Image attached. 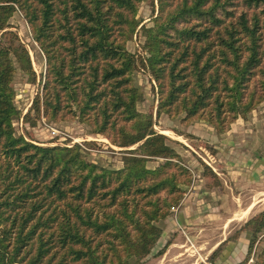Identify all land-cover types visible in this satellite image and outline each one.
<instances>
[{
  "label": "trees",
  "instance_id": "obj_1",
  "mask_svg": "<svg viewBox=\"0 0 264 264\" xmlns=\"http://www.w3.org/2000/svg\"><path fill=\"white\" fill-rule=\"evenodd\" d=\"M141 1L0 0V32L9 39L0 42V264H141L150 253L181 191L167 171L178 157L169 138L136 109L142 95L131 76L140 65L156 84L157 115L182 114L216 132L264 99V0H157L153 25L140 27L142 61L126 47ZM16 8L46 66L23 120L69 115L118 147L139 143L122 168L86 160L77 144L15 135L17 67L36 81L27 48L6 30ZM148 157L167 160L152 170ZM246 224L250 251L264 210ZM256 258L264 264V250Z\"/></svg>",
  "mask_w": 264,
  "mask_h": 264
},
{
  "label": "rangeland",
  "instance_id": "obj_2",
  "mask_svg": "<svg viewBox=\"0 0 264 264\" xmlns=\"http://www.w3.org/2000/svg\"><path fill=\"white\" fill-rule=\"evenodd\" d=\"M229 9H233V6ZM158 12L157 0H142L138 4L135 15L138 23L126 42V47L141 61L146 58V53L143 48L145 38L140 27L143 24L152 26ZM9 22L10 27L6 30L14 32L18 36V42L27 48L36 80L28 82L27 72L20 71L16 65L12 87L14 104L21 116L12 123L15 135H22L26 140L41 146L77 144L86 160L105 169L122 168L123 158L127 156L126 150L137 148L139 143L130 147H118L104 135L91 133L89 126L69 115H64L57 121L41 117L34 125L23 120L22 115L30 108L34 95L41 90L45 58L18 8ZM8 40L0 32V42L8 45ZM131 77L142 95L136 103L137 111L147 119L151 118L154 130L169 138L168 143L178 155L172 159L173 165L167 171L176 174L181 191L177 203L170 207V214L160 222V237L141 264H255L256 256L264 250V228L257 233L252 248L248 251L253 233L246 223L264 210V202L257 201L264 186L257 184L251 186L255 187L251 190L230 184V173L226 166L231 161L232 154L228 152L231 149L225 152V148L227 145L229 148H237L249 144L250 140L244 129L240 135L232 133L235 127L232 123L236 120L242 121V126L251 122V126L260 119L258 124L264 127L263 109L262 113H255L260 117L251 121L253 112L261 108L264 99L244 116L228 124L224 131L216 132L211 125L198 119L182 121V114L175 117L163 113L157 115L156 84L149 73L140 65L132 72ZM234 130H237L236 127ZM166 160L148 157L146 166L152 170L161 169ZM204 166L215 173L216 179ZM234 193L240 195L236 201L232 198ZM160 251L163 252L159 254Z\"/></svg>",
  "mask_w": 264,
  "mask_h": 264
},
{
  "label": "crops",
  "instance_id": "obj_3",
  "mask_svg": "<svg viewBox=\"0 0 264 264\" xmlns=\"http://www.w3.org/2000/svg\"><path fill=\"white\" fill-rule=\"evenodd\" d=\"M262 109L264 110V103L261 105V108L259 110L253 112L251 121L260 117L256 116L255 113H262ZM258 122H260V119ZM258 122L251 126V122L246 123V126H242V121L239 122L236 120L235 123H232L237 129L234 130L235 127L232 126V133L240 135L244 132V129L245 131H247L245 133L250 141L249 144H246V146L243 147L229 148L227 145V147L225 148V152H227V149H231V151L229 150L228 152L232 154L231 161L226 166V168L229 169L228 172L230 173V184H235L236 186H244L251 190H253V188L255 189V187L251 186H256L257 184L264 186V127L262 125H259ZM240 123L241 125H239ZM236 159L237 161H235ZM234 194H232V198H234V200L236 201L238 199L237 196L240 195ZM260 195L261 196H259L257 199L258 203L261 201L264 202V189L262 194Z\"/></svg>",
  "mask_w": 264,
  "mask_h": 264
},
{
  "label": "bare ground",
  "instance_id": "obj_4",
  "mask_svg": "<svg viewBox=\"0 0 264 264\" xmlns=\"http://www.w3.org/2000/svg\"><path fill=\"white\" fill-rule=\"evenodd\" d=\"M220 244V243H219ZM216 247V246H215Z\"/></svg>",
  "mask_w": 264,
  "mask_h": 264
}]
</instances>
